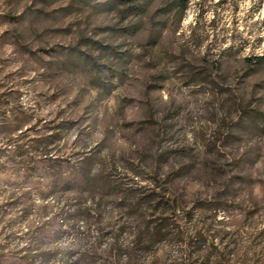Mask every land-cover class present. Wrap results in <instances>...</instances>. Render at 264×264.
Instances as JSON below:
<instances>
[{"label": "rangeland", "instance_id": "374dc122", "mask_svg": "<svg viewBox=\"0 0 264 264\" xmlns=\"http://www.w3.org/2000/svg\"><path fill=\"white\" fill-rule=\"evenodd\" d=\"M0 0V264H264V0Z\"/></svg>", "mask_w": 264, "mask_h": 264}, {"label": "trees", "instance_id": "16d2710c", "mask_svg": "<svg viewBox=\"0 0 264 264\" xmlns=\"http://www.w3.org/2000/svg\"><path fill=\"white\" fill-rule=\"evenodd\" d=\"M190 0H176L175 2V7L181 11V12H185L188 8V4H189Z\"/></svg>", "mask_w": 264, "mask_h": 264}]
</instances>
